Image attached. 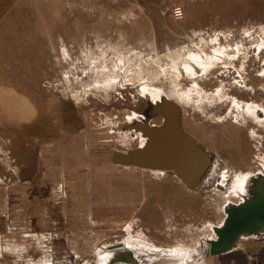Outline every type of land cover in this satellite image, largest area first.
Listing matches in <instances>:
<instances>
[{
    "label": "rangeland",
    "instance_id": "1",
    "mask_svg": "<svg viewBox=\"0 0 264 264\" xmlns=\"http://www.w3.org/2000/svg\"><path fill=\"white\" fill-rule=\"evenodd\" d=\"M263 31L264 0H0V264H264V233L178 252L215 240L225 197L264 176L247 111L264 109ZM170 107L209 160L194 189L112 162ZM237 173L245 195L220 194Z\"/></svg>",
    "mask_w": 264,
    "mask_h": 264
},
{
    "label": "water",
    "instance_id": "2",
    "mask_svg": "<svg viewBox=\"0 0 264 264\" xmlns=\"http://www.w3.org/2000/svg\"><path fill=\"white\" fill-rule=\"evenodd\" d=\"M169 106H167L168 108ZM164 113L162 126L141 125L139 130L148 139L145 147L128 154L113 156L119 166L173 173L188 188L194 189L208 169L209 160L189 135L182 131L173 107ZM252 198L247 203L226 209V218L214 230L215 240L207 241V255L222 256L244 235L264 233V178L254 182Z\"/></svg>",
    "mask_w": 264,
    "mask_h": 264
},
{
    "label": "bare ground",
    "instance_id": "3",
    "mask_svg": "<svg viewBox=\"0 0 264 264\" xmlns=\"http://www.w3.org/2000/svg\"><path fill=\"white\" fill-rule=\"evenodd\" d=\"M263 35H264V31H263ZM262 42V41H261ZM262 45V44H261ZM219 49V48H218ZM201 53H202V51H201ZM245 68H244V63L240 66V70H244ZM261 77L262 76H264V73L262 72V73H260L259 74ZM194 86V88H198V86H196L195 84L193 85ZM171 91H169L167 94H166V96H167V98L168 99H170V100H174V101H180V97L182 96V95H185V92L183 93V92H179V90L178 89H175L174 87H173V85L171 86V89H170ZM184 97V96H183ZM259 109V111H260V113H261V121H260V118H257L256 120V122L258 123V121H260L262 124H263V126H264V109H262V108H260V107H258L257 105H247V111L248 112H250L251 113V111L253 112V110H258ZM249 113V114H250ZM251 115L252 116H254L252 113H251ZM249 116V115H248ZM255 117V116H254ZM253 117V118H254ZM251 119V118H250ZM255 122V123H256ZM148 173H154V174H157V175H162V173H160V172H156V171H150V172H148ZM228 177V174L226 173V171L224 172H222V178L225 180L226 178ZM252 177V176H251ZM264 178V176H260L259 175V178ZM256 178V176L255 177H253V179H255ZM250 179V180H249ZM220 180V179H219ZM232 185L230 186V189H226V188H224V189H226L225 191H224V189H222V187H220L221 185H219L218 186V189H219V193L220 194H223V193H228V194H230V196L232 197V196H240V194H241V196L243 195H245V192H246V190L244 191V188H243V186L247 183V184H250L251 182H252V180H251V178H250V176L249 175H245V174H241V173H237V174H235V175H233V177H232ZM249 181H251V182H249ZM249 182V183H248ZM249 186V185H248ZM249 192V191H248ZM253 189H252V191H251V194H249L248 196V199H250V197L252 198V195H253ZM263 192H264V189H263ZM240 193V194H239ZM227 198V199H226ZM230 199V197H225V204H224V207H223V211H224V209H227V207H229V206H231V201L229 200ZM247 199V200H248ZM250 201V200H249ZM249 201H247V202H249ZM246 202V203H247ZM239 205V204H238ZM225 216H226V211H225ZM244 236H247V235H244ZM202 243V242H201ZM141 244V243H140ZM207 244V245H206ZM206 244H204V245H200V243L198 244V247L199 248H197V249H195V250H192V251H188L187 249H183V248H179L178 249V252L181 254V256L182 257H185V258H188V259H190V261L193 259V258H195V260H196V257L197 256H199V254H204L205 253V255H207V252H208V249H209V245H208V243H206ZM142 247H146V246H144V245H142ZM113 248H115V247H110V249L111 250H113ZM110 249H108V250H110ZM191 250V249H190ZM175 251V250H174ZM173 252V251H172ZM209 256V255H208ZM181 257V258H182ZM209 257H211V256H209ZM192 258V259H191ZM180 259V258H179ZM194 260V261H195ZM181 261H183V259L181 260ZM183 263H184V261H183Z\"/></svg>",
    "mask_w": 264,
    "mask_h": 264
},
{
    "label": "built area",
    "instance_id": "4",
    "mask_svg": "<svg viewBox=\"0 0 264 264\" xmlns=\"http://www.w3.org/2000/svg\"><path fill=\"white\" fill-rule=\"evenodd\" d=\"M174 17H176L177 19L181 18V12L179 10H175Z\"/></svg>",
    "mask_w": 264,
    "mask_h": 264
}]
</instances>
